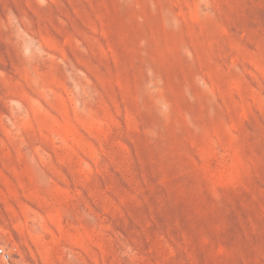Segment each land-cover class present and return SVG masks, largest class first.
<instances>
[{
  "label": "rangeland",
  "instance_id": "rangeland-1",
  "mask_svg": "<svg viewBox=\"0 0 264 264\" xmlns=\"http://www.w3.org/2000/svg\"><path fill=\"white\" fill-rule=\"evenodd\" d=\"M0 264H264V0H0Z\"/></svg>",
  "mask_w": 264,
  "mask_h": 264
},
{
  "label": "built area",
  "instance_id": "built-area-1",
  "mask_svg": "<svg viewBox=\"0 0 264 264\" xmlns=\"http://www.w3.org/2000/svg\"><path fill=\"white\" fill-rule=\"evenodd\" d=\"M0 254L4 257V258H7L9 257V253L4 251L3 248H0Z\"/></svg>",
  "mask_w": 264,
  "mask_h": 264
}]
</instances>
